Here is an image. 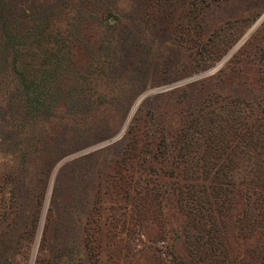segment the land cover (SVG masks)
Masks as SVG:
<instances>
[{"label": "rangeland", "instance_id": "rangeland-1", "mask_svg": "<svg viewBox=\"0 0 264 264\" xmlns=\"http://www.w3.org/2000/svg\"><path fill=\"white\" fill-rule=\"evenodd\" d=\"M0 264H264V0H0Z\"/></svg>", "mask_w": 264, "mask_h": 264}]
</instances>
